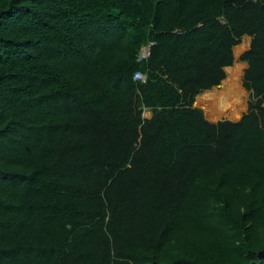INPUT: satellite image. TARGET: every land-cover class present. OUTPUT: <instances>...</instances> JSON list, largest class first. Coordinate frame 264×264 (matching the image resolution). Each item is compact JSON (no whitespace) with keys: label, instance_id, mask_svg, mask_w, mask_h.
<instances>
[{"label":"trees","instance_id":"16d2710c","mask_svg":"<svg viewBox=\"0 0 264 264\" xmlns=\"http://www.w3.org/2000/svg\"><path fill=\"white\" fill-rule=\"evenodd\" d=\"M0 264H264V0H0Z\"/></svg>","mask_w":264,"mask_h":264},{"label":"bare ground","instance_id":"6f19581e","mask_svg":"<svg viewBox=\"0 0 264 264\" xmlns=\"http://www.w3.org/2000/svg\"><path fill=\"white\" fill-rule=\"evenodd\" d=\"M240 50V48L238 49ZM227 78L222 83V92L210 91L198 97V104H205L213 100L220 101L219 110L214 115H209L211 119L218 120L221 117H230V119H238L240 113L245 109L243 97L244 91L240 88L239 81L243 74V66L236 65L227 69ZM232 102L230 103V100ZM208 105V104H207ZM210 108L205 109L209 112ZM213 112V111H212ZM222 119V118H221Z\"/></svg>","mask_w":264,"mask_h":264},{"label":"rangeland","instance_id":"374dc122","mask_svg":"<svg viewBox=\"0 0 264 264\" xmlns=\"http://www.w3.org/2000/svg\"><path fill=\"white\" fill-rule=\"evenodd\" d=\"M236 66V65H235ZM240 66V65H239ZM243 77L241 76V78H240V81H239V85H240V88L244 91V97H243V104H244V107H245V109L240 113V115H239V118L238 119H230V117H221L220 119H218V120H214V119H211L210 117H209V115L211 114V115H214L215 113H217V110H219L220 108H219V105H221V104H219L220 103V101H218V100H213V101H211V102H208V103H205L204 105L203 104H198V103H196V105L201 109V110H203V112H204V116H205V119L209 122V123H217L218 121H230V122H233V123H236V122H238V121H240V119L245 115V114H247V112H248V103H249V100H250V93L249 92H247L244 88H243V85H242V82H243ZM211 91H218V92H222V83H221V85L219 86V87H216V88H214V89H212ZM208 92H210V91H208ZM206 93V92H205ZM205 93H203V94H205ZM203 94H201V95H203ZM201 95H199V96H201ZM232 102V99L230 100V103ZM208 104V105H207ZM198 108V109H199ZM207 108V110H208V108H210L209 109V111L211 112V113H209V112H206L205 111V109ZM213 111V112H212ZM151 114L149 113V112H145L144 113V117L146 118V119H149L151 116H150Z\"/></svg>","mask_w":264,"mask_h":264},{"label":"crops","instance_id":"0c3cea01","mask_svg":"<svg viewBox=\"0 0 264 264\" xmlns=\"http://www.w3.org/2000/svg\"><path fill=\"white\" fill-rule=\"evenodd\" d=\"M251 41H252V38H250V37H243L242 40H241V42H240V44L237 45L236 47H234V49H233V57H234L233 65H232L231 67H228V68H225V69H224V72H225V80H226V78H227V76H228V74H227V69L232 68V67H234L235 65H241V66H243V74H242V77H243V75H244V71L248 68V65H247L246 63H244V62H241V61H240V57H241L244 53H246V52H248V51L250 50ZM239 48H240V50H238ZM225 80H224V81H225ZM222 83H223V82H222ZM206 93H207V92H206ZM198 97H199V96H198ZM198 97H197L196 100H195L194 108H199V107L196 105ZM199 109H200V108H199ZM150 116H151V115H150ZM218 122H221V120L218 121ZM218 122H217V123H218ZM211 124H216V123H211Z\"/></svg>","mask_w":264,"mask_h":264},{"label":"built area","instance_id":"2783aa9c","mask_svg":"<svg viewBox=\"0 0 264 264\" xmlns=\"http://www.w3.org/2000/svg\"><path fill=\"white\" fill-rule=\"evenodd\" d=\"M150 48H151V44L146 46V47H142L139 53V57H138V62H143L149 59L150 57ZM134 81L136 82H145L146 81V77L141 75V74H136L134 76Z\"/></svg>","mask_w":264,"mask_h":264},{"label":"water","instance_id":"95a60500","mask_svg":"<svg viewBox=\"0 0 264 264\" xmlns=\"http://www.w3.org/2000/svg\"><path fill=\"white\" fill-rule=\"evenodd\" d=\"M144 119H146L145 117H143Z\"/></svg>","mask_w":264,"mask_h":264}]
</instances>
